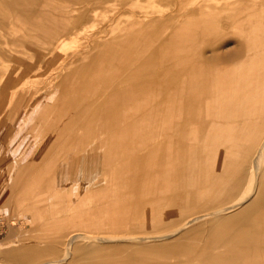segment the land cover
I'll list each match as a JSON object with an SVG mask.
<instances>
[{"label": "rangeland", "instance_id": "1", "mask_svg": "<svg viewBox=\"0 0 264 264\" xmlns=\"http://www.w3.org/2000/svg\"><path fill=\"white\" fill-rule=\"evenodd\" d=\"M127 1L132 2L97 9L84 22L79 38L64 37L48 61L35 66L21 59L3 78L0 194L8 199L0 204V264H19L6 255L8 250L18 245L43 246L68 230H95L111 237L171 232L180 227L191 206L218 192L216 167L221 157L217 155L239 146L231 133L252 107L251 93L244 91L252 86L256 72L264 73V0H216L220 14L211 28H225L226 43L237 46L238 37H244L252 46L241 56L193 72L208 76L220 72L223 89L214 95L215 104L231 102L232 110L243 109L241 115L194 116L191 120L197 122V129L177 131L170 110L178 64L166 57L183 61L185 56L162 43L163 55L155 61L159 91L154 96L160 114L144 111L153 95L141 100L138 81L143 75L138 72L102 95L97 112L69 138L68 125L83 119L94 90L101 94L105 87L104 76L124 67L128 39L119 34L120 28L129 27L138 13L152 7L172 12L160 0ZM26 20L21 17L19 23L26 25ZM48 21L56 28L61 25L57 18ZM189 21L186 17L183 23ZM162 24L144 18L139 26L153 33ZM18 42L10 43L11 51L0 52V66L10 54H35ZM133 42L139 46V40ZM194 53L199 55L201 50ZM237 93L244 94L240 100ZM214 122L218 128L212 127ZM61 124L67 128L60 134ZM178 137L180 143L175 141ZM215 162L217 166L210 167ZM206 188L213 191L200 201ZM11 224L18 227L17 235L10 234ZM54 257L52 253L43 259Z\"/></svg>", "mask_w": 264, "mask_h": 264}, {"label": "bare ground", "instance_id": "2", "mask_svg": "<svg viewBox=\"0 0 264 264\" xmlns=\"http://www.w3.org/2000/svg\"><path fill=\"white\" fill-rule=\"evenodd\" d=\"M160 1L170 5L172 12L168 14L152 7L138 13V18L132 20L129 27L120 28L119 34L125 37L124 40L128 39L125 42L128 57L124 67L115 68L104 76L105 87L101 94L98 89L94 90L93 100L84 110L83 119L78 118L68 125L69 138L88 122L90 114L97 112L95 109L99 107L102 95L110 93L112 87L126 82L138 72L143 75L138 81L141 100L146 101L147 96L153 95L144 111L146 114H160L162 110L155 105L154 96L159 91L155 61L163 55L160 51L162 43L185 56L183 61L171 55L166 57L168 62L171 60L175 61L174 65L178 64L175 65L177 80L171 83L173 105L170 110L176 130L180 127L197 129L199 125L191 120L194 116L243 113L241 107L232 110L231 102L225 100L220 102V106L215 104L214 95L223 89L220 72L209 76L202 73L193 75V72L202 66L241 56L252 45L244 37H238L240 43L237 46L226 43L223 39L229 32L225 28H211V21L220 14L216 0H202L196 5H191V0ZM131 2L0 0V52L11 51L12 41H19L22 49L35 51L30 56L13 53L2 60L0 86L4 76L19 65L21 59L35 66L43 64L48 61L52 50L62 45L64 37L79 38L85 29L84 22L94 16L97 9H108L117 4L126 6ZM21 17L28 20L26 25L19 23ZM186 17L190 21L183 23ZM55 18L61 21L58 28L48 23ZM144 18L148 22H163L164 26L153 33L141 29L139 25L144 23ZM137 26L140 29H136ZM35 38L42 40L43 44ZM135 39L140 41L137 47L133 42ZM203 41L208 44L204 45ZM195 50H201V54L197 55ZM251 79L253 84L244 94L251 93L252 107L245 110L246 119L235 125L231 133L232 140L239 146L222 156L218 151L220 154L216 155L221 157L220 165L216 167V162L210 164L219 170L216 180L220 186L218 192L204 202L206 192L213 191L204 189L199 196L202 202L188 209L179 228L154 235L121 237L107 236L95 230H68L52 236L43 246L18 245L8 250L6 255L19 264L28 261L32 264H264V73L256 72ZM244 94L237 93V100ZM217 126V123H212L214 129ZM66 128L61 124L57 131L61 134ZM175 141L180 143L181 138ZM7 199L6 194H0V204H5ZM17 233L18 227L11 224L10 234ZM130 238L136 240L131 241ZM52 253L56 257L43 259Z\"/></svg>", "mask_w": 264, "mask_h": 264}]
</instances>
